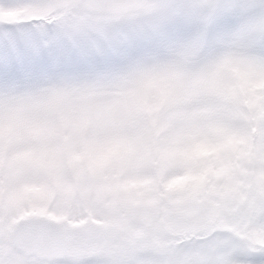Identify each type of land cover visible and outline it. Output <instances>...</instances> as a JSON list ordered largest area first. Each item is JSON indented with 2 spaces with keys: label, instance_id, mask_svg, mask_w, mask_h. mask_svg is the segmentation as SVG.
Here are the masks:
<instances>
[{
  "label": "clouds",
  "instance_id": "clouds-1",
  "mask_svg": "<svg viewBox=\"0 0 264 264\" xmlns=\"http://www.w3.org/2000/svg\"><path fill=\"white\" fill-rule=\"evenodd\" d=\"M53 9L43 18L46 32H36L40 43L76 37L79 29L97 25L96 5L100 0H41ZM162 9H192L201 12L208 6L226 7L242 12L241 24L246 39L236 46L217 39L218 51L185 59L179 51H165L153 59L134 63L101 77L88 79L47 78L11 94H0V114L10 108L22 111L24 118L37 127L23 141L10 140L5 128L0 145V183L6 190L9 177L21 161L46 168L49 184L70 185L75 201L87 204L102 219L120 214L122 200L133 198L126 188L129 176L146 183L138 189L165 207L182 182H191L211 161L206 152L234 142L241 125L231 119L218 123L193 114L198 105L202 76L211 70L219 55L241 51L253 58H264V0H147ZM107 25H124L115 17ZM35 31L34 26H25ZM130 119H121L124 111ZM170 186L175 192L170 191ZM83 191V195H82ZM255 212L252 229L264 226V192H254ZM114 203L116 208L107 205ZM77 211L76 207L71 209ZM21 231L18 227L17 232ZM146 237L128 243L123 234L107 228L68 234L87 239L92 248L87 256L93 264H200L206 245L232 232L217 224L204 222L179 233L161 234L147 230ZM70 257L69 259H76ZM0 264H44L42 257L29 255L15 245V236L0 242ZM233 264H238L233 261Z\"/></svg>",
  "mask_w": 264,
  "mask_h": 264
},
{
  "label": "snow or ice",
  "instance_id": "snow-or-ice-1",
  "mask_svg": "<svg viewBox=\"0 0 264 264\" xmlns=\"http://www.w3.org/2000/svg\"><path fill=\"white\" fill-rule=\"evenodd\" d=\"M15 7L25 15L36 17L11 24L8 37L0 47V94H11L47 78L88 79L101 77L125 66L148 61L165 51H179L185 59H195L207 48L209 55L217 39L232 41L233 46L246 39L241 24L242 12L209 5L206 11L192 9L162 10L147 0H100L96 5L100 22L79 29L76 37H63L55 42L40 43L36 32L43 36L42 20L52 7L41 0H21ZM0 9V13H3ZM115 17L124 25H107L103 21ZM25 26H34L35 31ZM199 96L193 100L198 109L196 118L204 117L218 123L234 119L247 102L253 105L256 84H264V58H253L241 51H229L214 61L200 81ZM264 106V98L255 101ZM256 115L255 110L250 113ZM132 111H124L121 119H130ZM254 123V121L252 122ZM251 126V125H250ZM36 124L26 120L22 111L9 109L7 124L0 114V145L5 128L10 140L23 141ZM264 138V115L260 117ZM264 150V145L261 146ZM9 226L6 237L15 236V245L29 255H38L44 264H93L82 254L69 259L74 239L63 224L51 218H38L19 227ZM208 251L200 264H264V227L237 228L226 238L206 245Z\"/></svg>",
  "mask_w": 264,
  "mask_h": 264
},
{
  "label": "rangeland",
  "instance_id": "rangeland-1",
  "mask_svg": "<svg viewBox=\"0 0 264 264\" xmlns=\"http://www.w3.org/2000/svg\"><path fill=\"white\" fill-rule=\"evenodd\" d=\"M64 2L70 4L72 0ZM20 3L21 0H0V9L4 10L0 13V47L8 37V29L13 27L9 25L36 18L15 7ZM253 91V105L243 103L234 118L241 125L238 138L206 152L211 161L197 176L191 177L190 183L182 182L179 193L167 198L165 207L138 190L145 181L129 176L126 188L136 195L122 200L118 205L120 214L105 220L87 204L77 203L70 185L56 180L55 187L50 186V173L46 168L38 171L41 166L21 160L11 173L6 190L0 183V242L6 238L9 226L17 224V216L36 213L55 219L73 233L107 228L123 234L128 243L144 239L149 229L167 235L190 231L204 222L215 223L229 232L249 226L255 212L252 194L264 192V150H261L264 138L260 130L264 106L255 103L264 98V84H256ZM253 108L254 116L250 114ZM170 191L175 192V189L170 186ZM107 206L117 207L114 203ZM73 207L77 211L72 212ZM260 227L264 226H257ZM91 248L89 240L74 238L68 255L88 254Z\"/></svg>",
  "mask_w": 264,
  "mask_h": 264
},
{
  "label": "water",
  "instance_id": "water-1",
  "mask_svg": "<svg viewBox=\"0 0 264 264\" xmlns=\"http://www.w3.org/2000/svg\"><path fill=\"white\" fill-rule=\"evenodd\" d=\"M38 218H47L45 216H40V217H30V218H25V219H22L19 221V223L17 224L16 228L22 226V225H25L27 224L29 221H32V220H35V219H38Z\"/></svg>",
  "mask_w": 264,
  "mask_h": 264
},
{
  "label": "flooded vegetation",
  "instance_id": "flooded-vegetation-1",
  "mask_svg": "<svg viewBox=\"0 0 264 264\" xmlns=\"http://www.w3.org/2000/svg\"><path fill=\"white\" fill-rule=\"evenodd\" d=\"M29 216H38V214H37V213H36V214H31V215H29ZM17 217H18V216H17ZM17 217H16V219L19 220L20 218H24V217H28V216H21V217H18V218H17Z\"/></svg>",
  "mask_w": 264,
  "mask_h": 264
}]
</instances>
